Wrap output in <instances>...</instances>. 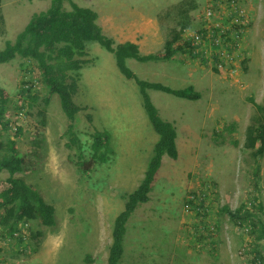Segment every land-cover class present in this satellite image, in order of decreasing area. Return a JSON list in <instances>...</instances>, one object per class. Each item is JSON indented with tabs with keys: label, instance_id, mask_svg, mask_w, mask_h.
Returning <instances> with one entry per match:
<instances>
[{
	"label": "rangeland",
	"instance_id": "rangeland-1",
	"mask_svg": "<svg viewBox=\"0 0 264 264\" xmlns=\"http://www.w3.org/2000/svg\"><path fill=\"white\" fill-rule=\"evenodd\" d=\"M72 1L93 8L87 0ZM178 1L116 0L125 5L128 18L156 12V19ZM97 3L107 8L109 1ZM49 4L50 0H1L6 32L0 37V50L14 40L33 13ZM251 9L246 53L238 72L241 87L198 61L182 62L179 54L164 61L125 60L139 80L175 90L192 87L200 97L187 100L146 90L159 116L175 127L177 158L162 156L148 201L138 204L128 218L119 264H248L246 236L220 208L234 209L251 194L260 200L264 211V154L255 192L251 188L252 152L242 147L251 118L262 115L249 98L264 106V0H252ZM191 16L192 24L184 32L196 28L199 8ZM157 25L164 43L165 29L158 21ZM86 52L88 62L78 71L73 97L83 108L72 122L74 143L56 94L49 96L44 127H40L35 105L26 108L28 114L16 121L21 127L18 148L25 163L15 176L53 206L55 223L45 227L37 221L28 222L23 244L1 247L4 264H107L113 220L123 209L124 195L140 183L152 155L157 134L148 121L138 86L119 72L113 54L96 42L86 43ZM22 64L18 57L0 64V86L15 103L10 106L11 114L14 106L21 104L18 89L22 79H33L38 97L47 96L32 64L23 68ZM86 114L91 116V124ZM93 128L109 132L114 154L108 163L85 171L77 162L80 157L89 160ZM7 134L11 136L7 132L3 137ZM232 140L238 144L234 146ZM7 175L0 171V189L5 187ZM190 184L196 189L208 184L214 189L208 206V221L215 226L212 249L199 234L200 219L184 212L183 200Z\"/></svg>",
	"mask_w": 264,
	"mask_h": 264
},
{
	"label": "trees",
	"instance_id": "trees-1",
	"mask_svg": "<svg viewBox=\"0 0 264 264\" xmlns=\"http://www.w3.org/2000/svg\"><path fill=\"white\" fill-rule=\"evenodd\" d=\"M65 4L68 5V8L65 7ZM198 6L197 0H180L158 13L157 21L161 28L165 29L163 51L142 55L135 43H115L111 37L104 34L97 22V13L92 9L79 6L72 0H50L49 7L33 13L16 34L14 40L6 42L4 48L0 50V64L9 62L16 57L23 61L22 68L32 64L40 76V83L47 89L46 97H38L34 85L36 82L33 79L27 81L22 79L18 89V98L21 100V104L14 106L13 112H23L25 117L28 112L24 110L35 105L40 127H44L49 96L56 94L61 110L69 121L67 133L70 135L72 143L76 141L72 122L75 114L83 110L74 103L73 97L78 88V71L83 64L88 62L84 59L87 55L86 43L96 42L104 50L113 54L119 72L126 79L133 80L138 86L143 108L152 129L157 134V140L140 183L132 192L124 195L123 209L113 220L107 264H119L123 254L122 240L125 234V224L138 204L148 201V193L161 165L162 156L166 155L171 159L177 158L175 127L159 116L146 90H157L187 100H197L200 97L192 87L175 90L159 83L139 80L127 68L125 60L131 58L138 62L164 61L171 59L177 53L183 54L186 47L183 32L191 26V13ZM5 32L0 0V37L4 36ZM24 70L27 73V69ZM249 101L257 112L262 114L251 118L242 142V147L252 152L251 188L256 192L258 191L260 173L259 161L264 154V106L255 103L253 98H249ZM12 104L15 103L10 99L8 92L0 86V171H6L8 174L5 178V187L0 189V238L11 237L14 233H19L20 223L28 224V222L37 221L45 227L53 226L55 223L53 206L44 200L38 190L15 176L16 173L23 171L25 160L17 143L21 127L17 125L15 130H12L10 118L7 117L8 113L11 114L10 106ZM85 119L91 124L89 114L85 115ZM7 132L11 133V136L7 134L6 137H3V133ZM90 139L89 160L84 161L80 157L77 162V165L85 171L95 164L108 163L114 154L111 137L106 130L93 128ZM231 143L236 146L238 141L232 140ZM211 185L214 184L211 183ZM211 185L203 184L200 189H196L194 184H190L186 189V196L202 193L200 192L202 189L209 187L214 190ZM183 206H190L197 218H204L209 214L206 212L207 207L203 202L196 205L185 196ZM208 209L210 210V207ZM220 211L227 214L240 234L246 236L245 251L248 256V264H264V243L262 242L264 241V211L260 200L247 194L246 201L241 202L236 208L230 209L223 205ZM199 223L200 233H198L202 236L207 230V226L204 222ZM213 240L212 232H210L208 239L205 237V243L211 249ZM16 242L23 244L21 234L17 235Z\"/></svg>",
	"mask_w": 264,
	"mask_h": 264
},
{
	"label": "built area",
	"instance_id": "built-area-1",
	"mask_svg": "<svg viewBox=\"0 0 264 264\" xmlns=\"http://www.w3.org/2000/svg\"><path fill=\"white\" fill-rule=\"evenodd\" d=\"M252 0H201L199 8L198 23L195 29L187 30L183 34L186 47L183 53L187 59L198 61L209 69L224 75L233 84L241 87L242 82L238 77L240 63L244 60L245 40L250 26V14ZM10 118V127L15 130L17 120L24 118L23 112L7 115ZM211 188L202 189L196 195H187L196 205L203 202L209 213V201ZM199 192V191H198ZM187 215L200 219L204 222L207 230L203 236L207 237L210 232L214 233V224L207 217L197 218L190 206H183ZM198 210V208H197ZM20 232L11 237L0 238L1 247H9L12 243L18 244L17 235L21 234L24 241L27 223H20ZM0 264H4L0 258Z\"/></svg>",
	"mask_w": 264,
	"mask_h": 264
},
{
	"label": "crops",
	"instance_id": "crops-1",
	"mask_svg": "<svg viewBox=\"0 0 264 264\" xmlns=\"http://www.w3.org/2000/svg\"><path fill=\"white\" fill-rule=\"evenodd\" d=\"M87 1L93 7L92 9L97 11V22L103 33L111 37L115 43H135L142 55L161 51L163 40L158 34L156 12L152 14L139 13L133 18H128L125 16V5L116 2V0H108L107 8L103 3L98 5L97 2L100 0ZM177 54L182 57V62L189 60L184 54ZM190 61L193 62V60Z\"/></svg>",
	"mask_w": 264,
	"mask_h": 264
}]
</instances>
